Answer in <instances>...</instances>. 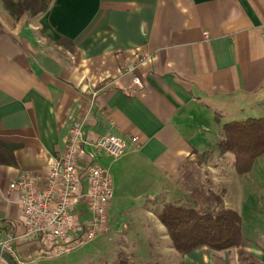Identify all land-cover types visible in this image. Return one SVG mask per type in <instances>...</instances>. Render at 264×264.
Masks as SVG:
<instances>
[{
	"label": "crops",
	"instance_id": "obj_1",
	"mask_svg": "<svg viewBox=\"0 0 264 264\" xmlns=\"http://www.w3.org/2000/svg\"><path fill=\"white\" fill-rule=\"evenodd\" d=\"M49 3L14 19L0 0V142L17 146L12 163H0V236L24 229L9 183L23 169L45 179L80 121L90 141L138 137L121 157L95 159L110 173L117 216L123 213L114 233L145 249L167 243L164 261L146 264H264V219L244 233L238 202L247 192L233 194L242 174L225 172L216 149L225 120L264 111V0ZM168 203L235 210L241 242L179 253L158 217ZM35 249L18 242L19 260L75 261L35 258Z\"/></svg>",
	"mask_w": 264,
	"mask_h": 264
},
{
	"label": "built area",
	"instance_id": "obj_2",
	"mask_svg": "<svg viewBox=\"0 0 264 264\" xmlns=\"http://www.w3.org/2000/svg\"><path fill=\"white\" fill-rule=\"evenodd\" d=\"M261 34L264 41V28ZM134 81L139 84V78ZM68 134L64 150L49 160L45 179L23 169L9 183V191L19 194L24 229L20 233L8 229L0 236V251L16 264H26L17 255L18 242L34 244L35 258H54L81 248L107 230L112 177L95 158L117 159L127 143L138 146V137L107 133L90 141L80 121ZM88 144L93 150L86 149Z\"/></svg>",
	"mask_w": 264,
	"mask_h": 264
},
{
	"label": "trees",
	"instance_id": "obj_3",
	"mask_svg": "<svg viewBox=\"0 0 264 264\" xmlns=\"http://www.w3.org/2000/svg\"><path fill=\"white\" fill-rule=\"evenodd\" d=\"M11 18L23 13L37 15L45 12L51 0H1ZM219 154L231 152L238 174L251 169L254 161L264 153V117L231 120L221 127ZM16 145L0 142V163H12ZM172 248L185 254L198 246L223 250L238 245L242 240L241 216L233 209L218 206L212 210L165 204L158 212Z\"/></svg>",
	"mask_w": 264,
	"mask_h": 264
},
{
	"label": "rangeland",
	"instance_id": "obj_4",
	"mask_svg": "<svg viewBox=\"0 0 264 264\" xmlns=\"http://www.w3.org/2000/svg\"><path fill=\"white\" fill-rule=\"evenodd\" d=\"M259 117H264V111L247 112L244 114L242 113V115L235 119L243 120L247 118ZM225 121L228 122L229 120ZM221 127L222 126L218 128ZM218 141L219 140L217 139V142ZM216 149L218 150V148ZM224 154V164L226 167L225 172L235 173L233 167L234 155L231 154V152H226ZM251 166L252 167L248 172L242 174L243 187L242 183L240 182V184L237 185L238 188L233 190L234 196H236V194H241L240 192L242 190L240 188H243L244 192H247L242 197L241 201L238 202V206L241 207L239 213L240 215L242 214V219L244 221V233H247V231L249 232V230L254 227L253 225H256V221L258 219H264V153L259 156ZM114 199L115 198L111 200V206L108 210L109 223L107 230L100 236L96 237V239L87 242L81 248H78L67 254L65 253L61 258H65V261L75 259V261L69 262L70 264H146V260L147 262L164 261L165 254L163 252V247L167 245L166 242L162 243L161 245L152 244V248L145 249L148 244L141 242L129 244L124 242V235H121L122 233H114L115 229L117 228L114 229L112 227L114 223H117L119 217L123 214L119 213L117 216L118 206L115 204L116 202ZM261 225L264 226V223L259 222L258 226L261 227ZM117 230H121V227H119ZM112 234L117 235L119 242L110 238ZM120 236H122L123 239Z\"/></svg>",
	"mask_w": 264,
	"mask_h": 264
},
{
	"label": "water",
	"instance_id": "obj_5",
	"mask_svg": "<svg viewBox=\"0 0 264 264\" xmlns=\"http://www.w3.org/2000/svg\"><path fill=\"white\" fill-rule=\"evenodd\" d=\"M0 259L4 260L7 264H16L6 253L0 251Z\"/></svg>",
	"mask_w": 264,
	"mask_h": 264
}]
</instances>
